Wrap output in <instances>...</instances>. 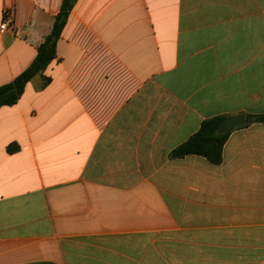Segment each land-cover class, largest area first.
I'll use <instances>...</instances> for the list:
<instances>
[{"label":"crops","instance_id":"crops-1","mask_svg":"<svg viewBox=\"0 0 264 264\" xmlns=\"http://www.w3.org/2000/svg\"><path fill=\"white\" fill-rule=\"evenodd\" d=\"M63 0H0V86ZM48 80V83H46ZM264 0H76L57 57L0 109V264H264Z\"/></svg>","mask_w":264,"mask_h":264},{"label":"trees","instance_id":"trees-1","mask_svg":"<svg viewBox=\"0 0 264 264\" xmlns=\"http://www.w3.org/2000/svg\"><path fill=\"white\" fill-rule=\"evenodd\" d=\"M76 0H63L60 13L57 15L54 28L42 44L30 66L12 82L0 86V109L18 103L27 84L36 76L42 74L57 57V42L61 36L69 14ZM48 83V80L47 82ZM227 117H215L202 123L200 130L188 141L179 146L171 154V158H183L190 155L202 156L210 163L219 165L223 161V149L231 133L255 123L264 124V114L248 115L245 125L232 129L226 134L219 132L221 123Z\"/></svg>","mask_w":264,"mask_h":264},{"label":"water","instance_id":"water-1","mask_svg":"<svg viewBox=\"0 0 264 264\" xmlns=\"http://www.w3.org/2000/svg\"><path fill=\"white\" fill-rule=\"evenodd\" d=\"M246 122L247 119L245 115H237V116L229 117L221 123L219 127V132L221 134H226L234 128L245 125Z\"/></svg>","mask_w":264,"mask_h":264},{"label":"built area","instance_id":"built-area-1","mask_svg":"<svg viewBox=\"0 0 264 264\" xmlns=\"http://www.w3.org/2000/svg\"><path fill=\"white\" fill-rule=\"evenodd\" d=\"M12 17H13V14L10 12L9 17L7 18V20L0 25V29L1 30H6V29L9 28V23L11 22Z\"/></svg>","mask_w":264,"mask_h":264}]
</instances>
